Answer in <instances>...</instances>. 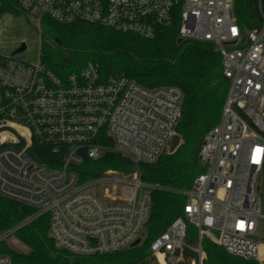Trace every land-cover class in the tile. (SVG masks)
I'll list each match as a JSON object with an SVG mask.
<instances>
[{
    "label": "built area",
    "instance_id": "built-area-1",
    "mask_svg": "<svg viewBox=\"0 0 264 264\" xmlns=\"http://www.w3.org/2000/svg\"><path fill=\"white\" fill-rule=\"evenodd\" d=\"M17 1L38 26L44 18L84 21L151 37L176 24L182 38L215 45L229 85L219 121L202 137L204 170L189 188L169 189L186 202L149 250L158 264H202L208 237L232 255L264 262V11L258 26L243 30L233 0ZM182 100L176 84L105 77L92 62L60 74L41 51L34 62L0 53V195L32 209L0 229V245L45 214L54 245L76 254L141 241L155 184L141 177L140 164L169 149ZM113 150L129 159L130 172L82 177L86 159ZM189 224L194 243L186 240ZM0 264L17 263L0 250Z\"/></svg>",
    "mask_w": 264,
    "mask_h": 264
},
{
    "label": "trees",
    "instance_id": "trees-1",
    "mask_svg": "<svg viewBox=\"0 0 264 264\" xmlns=\"http://www.w3.org/2000/svg\"><path fill=\"white\" fill-rule=\"evenodd\" d=\"M233 8L240 26L248 30L261 23L264 0H233ZM20 12L23 10L17 0H0V17ZM42 26L41 60L56 73L76 72L92 62L105 77L123 74L146 87L178 85L183 91L176 126L179 142L155 163L140 164L141 177L155 184L141 242L113 252L76 254L54 245L47 234L45 214L16 231L27 251L15 253L4 244L0 250L17 264H158L150 253V243L182 214L186 202L185 195L169 189L189 188L204 170L199 158L202 137L221 116L229 85L221 55L210 41L182 38L176 24L160 27L151 37L84 21L63 24L44 18ZM106 168L128 173L131 162L117 151H108L96 161L86 159L82 177L88 178ZM31 212L30 207L0 195V229L16 224ZM196 238V228L189 224L186 240L194 243ZM202 250L205 254L202 264H264L232 255L208 237H203Z\"/></svg>",
    "mask_w": 264,
    "mask_h": 264
},
{
    "label": "rangeland",
    "instance_id": "rangeland-1",
    "mask_svg": "<svg viewBox=\"0 0 264 264\" xmlns=\"http://www.w3.org/2000/svg\"><path fill=\"white\" fill-rule=\"evenodd\" d=\"M0 22L2 24L0 27V53L10 55L24 41L26 47L21 51L14 52L15 57L27 62L36 61L39 51H41L43 26H38L36 21L29 18L24 12L5 13L0 17ZM144 237L145 232L141 241ZM4 246L15 253L28 250L27 245L16 234L10 237Z\"/></svg>",
    "mask_w": 264,
    "mask_h": 264
},
{
    "label": "water",
    "instance_id": "water-1",
    "mask_svg": "<svg viewBox=\"0 0 264 264\" xmlns=\"http://www.w3.org/2000/svg\"><path fill=\"white\" fill-rule=\"evenodd\" d=\"M26 47V43L24 41H22L20 43V45L14 50V52H17V51H21L23 50L24 48ZM13 52V53H14ZM67 60H70L69 57L66 58ZM179 142V135L178 134H175L173 137H172V140H171V144H170V147H169V150H173L175 148V146L178 144ZM140 239H136V241L133 243V245H136L137 243H139Z\"/></svg>",
    "mask_w": 264,
    "mask_h": 264
},
{
    "label": "bare ground",
    "instance_id": "bare-ground-1",
    "mask_svg": "<svg viewBox=\"0 0 264 264\" xmlns=\"http://www.w3.org/2000/svg\"><path fill=\"white\" fill-rule=\"evenodd\" d=\"M160 260H161V256H159Z\"/></svg>",
    "mask_w": 264,
    "mask_h": 264
}]
</instances>
